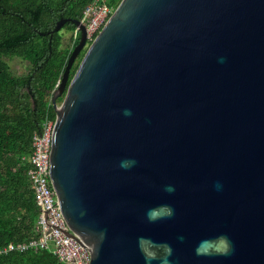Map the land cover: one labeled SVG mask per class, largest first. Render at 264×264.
Wrapping results in <instances>:
<instances>
[{"label": "water", "instance_id": "water-1", "mask_svg": "<svg viewBox=\"0 0 264 264\" xmlns=\"http://www.w3.org/2000/svg\"><path fill=\"white\" fill-rule=\"evenodd\" d=\"M75 23L49 164L90 264H264V0H121L91 42Z\"/></svg>", "mask_w": 264, "mask_h": 264}, {"label": "trees", "instance_id": "trees-1", "mask_svg": "<svg viewBox=\"0 0 264 264\" xmlns=\"http://www.w3.org/2000/svg\"><path fill=\"white\" fill-rule=\"evenodd\" d=\"M94 1L0 0V247L39 235L40 210L28 175V157L34 133L42 129L50 95L72 51L71 39L63 44L62 30L74 31L75 21L82 19ZM101 1L114 9L121 2ZM61 19L70 21L54 31ZM6 58L28 61V72L14 74ZM77 66L72 68L70 79ZM50 109L55 117L53 107ZM0 264L67 263L48 248L0 255Z\"/></svg>", "mask_w": 264, "mask_h": 264}, {"label": "built area", "instance_id": "built-area-1", "mask_svg": "<svg viewBox=\"0 0 264 264\" xmlns=\"http://www.w3.org/2000/svg\"><path fill=\"white\" fill-rule=\"evenodd\" d=\"M114 10V8L102 3L101 0H95L86 7L80 22L86 28L89 42L100 32ZM79 33L81 34L80 26H77L71 32L72 50L76 46L75 43ZM61 78L62 76L50 95L42 129L34 133L33 150L28 157L30 162L28 175L40 210L36 227L39 235L28 241L10 242L1 246L0 255L50 248L62 262L67 264H90L91 253L88 248L82 246L77 236L69 234L71 229L63 217L59 197L50 177L49 158L52 131L56 121V116H51L50 107H53L52 95L59 86Z\"/></svg>", "mask_w": 264, "mask_h": 264}, {"label": "rangeland", "instance_id": "rangeland-1", "mask_svg": "<svg viewBox=\"0 0 264 264\" xmlns=\"http://www.w3.org/2000/svg\"><path fill=\"white\" fill-rule=\"evenodd\" d=\"M62 33H63V44L67 45L70 42L71 31L67 29H63ZM6 60L8 61L10 68L14 74L23 75L28 72L30 65L28 61H25L20 58H12V59L6 58Z\"/></svg>", "mask_w": 264, "mask_h": 264}]
</instances>
